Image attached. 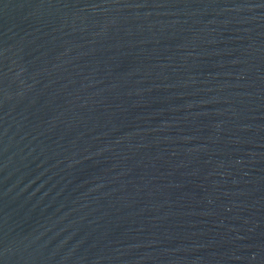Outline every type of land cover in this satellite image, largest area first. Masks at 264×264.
Listing matches in <instances>:
<instances>
[{"label":"water","instance_id":"95a60500","mask_svg":"<svg viewBox=\"0 0 264 264\" xmlns=\"http://www.w3.org/2000/svg\"><path fill=\"white\" fill-rule=\"evenodd\" d=\"M0 264H264V0H0Z\"/></svg>","mask_w":264,"mask_h":264}]
</instances>
